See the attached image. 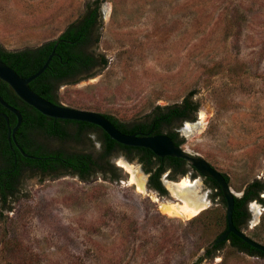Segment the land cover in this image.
Wrapping results in <instances>:
<instances>
[{
	"label": "rangeland",
	"instance_id": "1",
	"mask_svg": "<svg viewBox=\"0 0 264 264\" xmlns=\"http://www.w3.org/2000/svg\"><path fill=\"white\" fill-rule=\"evenodd\" d=\"M94 1L0 0V44L17 51L56 40ZM101 1L100 40L90 51L107 64L62 84L58 102L133 124L194 93L195 121L164 131L179 132L184 149L226 174L239 197L248 184L264 183V0ZM200 113L203 127L196 125ZM42 142L49 150L102 153L94 132L80 144ZM124 160L111 158L121 168L120 181H111L112 174L81 180L24 172L16 196L0 203V264H264L230 243L202 256L226 214L205 178L189 173L171 180L167 172L163 196L149 188V174L135 160L129 164L146 176L141 193L119 165ZM183 179L197 182L210 202L199 218L160 210V203L182 204L165 183ZM248 211L243 231L264 245V204L252 202Z\"/></svg>",
	"mask_w": 264,
	"mask_h": 264
},
{
	"label": "trees",
	"instance_id": "2",
	"mask_svg": "<svg viewBox=\"0 0 264 264\" xmlns=\"http://www.w3.org/2000/svg\"><path fill=\"white\" fill-rule=\"evenodd\" d=\"M102 1L95 0L86 5L84 15L75 23L71 24L56 40L47 42L36 48L10 51L0 44V60L14 69L20 76L28 78L37 73L48 60L56 47V55L52 58L49 67L36 80L30 83V88L43 98L61 105L58 102V89L62 84H72L81 79L92 76L94 68L105 66L106 58L101 55L95 57V51L90 48L100 40V6ZM93 70V72H91ZM0 94L11 106L17 108L22 115L23 123L16 133V137L25 149V153L36 157L35 159L24 157L17 151V158L11 152L8 141L9 125L4 117H0V152L3 153L6 162L0 164V203L7 204L19 192V185L22 178L23 166L29 167L32 171H48L50 174L73 175L81 180H88L94 175L101 174L108 176L112 174L111 181L122 179L121 168L111 161L116 155H123L129 162L137 161L142 165L146 174H149V188L160 195H167L168 191L162 182V177L170 173L171 180L185 177L191 173L192 178L200 176L199 173L182 159L165 157L160 158L152 151L144 148L128 147L111 139L101 128L93 124L56 120L44 116L33 107L24 103L4 81L0 80ZM194 93H190L182 103L160 107L157 106L143 122L133 124L122 122L113 116L104 114L120 131L125 134H134L137 131H150L154 126L152 134H166L170 136L177 145L183 144L179 132L174 129L164 131V128L174 127L176 123L182 124L187 121H195V115L199 109V103L193 100ZM0 113L9 118L10 127L13 129L17 124V117L0 104ZM96 133L100 137L102 153L95 157L90 153L71 152L65 149L49 150L35 138L56 139L61 142L80 144L85 136ZM31 137V143L23 141ZM33 142V143H32ZM106 162V165H105ZM230 183L229 177L224 174ZM210 187L217 190V195L222 199L226 207L219 184L211 179H205ZM264 194V183L256 180L246 186L243 195L236 198L233 212V222L236 228L243 231L248 226L249 211L248 205L252 202L264 204L261 197ZM202 213L199 216H202ZM195 217L196 218H199ZM201 218V217H200ZM223 225L219 236L227 229V214L218 219ZM218 236V237H219ZM258 237V236H255ZM230 243L231 247L247 253L253 257L264 258V253L252 248L240 238L230 234L226 242L220 243L205 254L210 258L215 252L220 251Z\"/></svg>",
	"mask_w": 264,
	"mask_h": 264
},
{
	"label": "water",
	"instance_id": "3",
	"mask_svg": "<svg viewBox=\"0 0 264 264\" xmlns=\"http://www.w3.org/2000/svg\"><path fill=\"white\" fill-rule=\"evenodd\" d=\"M55 50L56 47L54 48L53 52L51 53L43 67L37 73L28 78L20 76L14 69L0 60V80L7 83L24 103L33 107L44 116L56 120H69L93 124L101 128L107 135H109L111 139L115 140L119 144L128 147L148 149L160 158L172 157L182 159L186 161L190 167L194 168L201 177L216 181L221 188L222 195L226 202L227 229L219 237H217L209 247L204 250L202 255L203 257L205 256L206 252L214 246L226 242L230 234L235 235L252 248L264 253L263 244L252 239L244 231L238 230L234 225L233 212L235 207V200L236 198L240 197L231 188L226 176L222 172L214 168L203 157L194 155L187 149H184V144L177 145L168 135H150L151 132L146 135L125 134L120 131L104 114L58 105L43 98L42 96L31 90L30 83L36 80L46 71L52 58L56 55ZM0 104L5 109L16 115L18 119L16 126L12 129L10 127L9 118L7 117V115L4 113H0V117H4L7 121V124L9 125L8 140L10 144L14 142L24 157L31 159L35 158L34 156H30L25 153V151L17 144L16 141L15 134L21 127V124L23 122L21 112L17 108L9 105L1 96V94ZM124 161L127 162L126 160Z\"/></svg>",
	"mask_w": 264,
	"mask_h": 264
},
{
	"label": "bare ground",
	"instance_id": "4",
	"mask_svg": "<svg viewBox=\"0 0 264 264\" xmlns=\"http://www.w3.org/2000/svg\"><path fill=\"white\" fill-rule=\"evenodd\" d=\"M205 119V114L200 113V122L196 125H202L201 127H203L206 122ZM187 127L191 129L192 126L187 124ZM119 165L130 173V183L136 185L139 192H145L146 176L141 174L135 166L127 162L121 161ZM165 184L171 195L182 203L181 205L160 203V210L166 215L190 220L198 216L210 204L205 196L199 195L197 182L194 183L190 180L183 179L178 183L166 182Z\"/></svg>",
	"mask_w": 264,
	"mask_h": 264
},
{
	"label": "flooded vegetation",
	"instance_id": "5",
	"mask_svg": "<svg viewBox=\"0 0 264 264\" xmlns=\"http://www.w3.org/2000/svg\"><path fill=\"white\" fill-rule=\"evenodd\" d=\"M95 57H97V56H95ZM98 58V57H97ZM96 68H94V70H95ZM91 72H93V70L91 71ZM10 123V122H9ZM23 123V122H22ZM183 123H185V122H183ZM22 125V124H21ZM153 129H154V126L151 128V130L150 131H137L136 133H134V134H142V135H146V134H149L150 132H151V134L150 135H158V134H152L153 133ZM19 130V129H18ZM17 133V132H16ZM30 135H29V138L27 139V138H25L23 141H26V143L28 142V143H31V141H30V139H31V137H33L34 135L32 134V133H29ZM166 135V134H165ZM15 137H16V134H15ZM35 137V136H34ZM33 137V138H34ZM38 142H40L41 141V144L43 143L42 142V139H44L43 137H41V138H35ZM45 139H48V138H45ZM9 141V140H8ZM16 141H17V144L21 147V144L19 143V141H18V139H17V137H16ZM27 143V144H28ZM33 143V142H32ZM9 144H10V142H9ZM42 145H44L45 146V144L43 143ZM46 147V146H45ZM22 148V147H21ZM10 149H11V152L14 154V156H15V158H17V151H19L20 152V150L18 149V147L16 146V144L14 143V142H12L11 144H10ZM23 149V148H22ZM24 151H25V149H23ZM21 153V152H20ZM29 155V154H28ZM123 157H125V156H123ZM36 158V157H35ZM35 158H33V159H35ZM125 159H126V157H125ZM6 162V159H5V157H4V155H3V153L2 152H0V164L2 165V164H4ZM24 172L26 173V172H29V173H38V174H41V175H44V176H46V175H49L50 173L48 172V171H46V172H42L41 170H35V172L34 171H32L29 167H27V166H23V169H22V171H21V175L23 176V174H24ZM164 185V184H163ZM7 203H9V201L7 202ZM6 205V204H5ZM7 209V208H6Z\"/></svg>",
	"mask_w": 264,
	"mask_h": 264
}]
</instances>
